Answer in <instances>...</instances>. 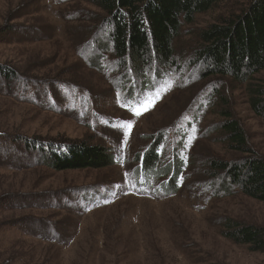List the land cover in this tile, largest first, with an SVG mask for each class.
<instances>
[{
  "label": "rangeland",
  "instance_id": "obj_1",
  "mask_svg": "<svg viewBox=\"0 0 264 264\" xmlns=\"http://www.w3.org/2000/svg\"><path fill=\"white\" fill-rule=\"evenodd\" d=\"M223 12L181 26L173 40L179 72L138 78L125 92L133 76H120L101 47L95 7L0 0V264H264V253L224 237L227 221L264 228V203L207 170L209 159L241 157L212 131L220 121L217 95L210 100L216 93L227 97L254 154L264 158V123L243 87L218 77L195 90L204 74L190 61L198 34ZM254 78L264 82V70ZM162 137L157 168L144 177L160 189L171 164L180 165L175 194L133 184L139 152ZM29 141L98 145L112 162L58 171Z\"/></svg>",
  "mask_w": 264,
  "mask_h": 264
},
{
  "label": "trees",
  "instance_id": "obj_2",
  "mask_svg": "<svg viewBox=\"0 0 264 264\" xmlns=\"http://www.w3.org/2000/svg\"><path fill=\"white\" fill-rule=\"evenodd\" d=\"M85 1L101 13L106 43L101 47L114 58L113 64L120 76L128 77L125 76L128 73L133 76L122 88L125 92L138 78L147 80L158 71L179 72L183 59L176 57L173 40L181 26L192 23L197 14L223 6L225 12L199 32L200 46L190 57L191 65L204 72L195 90L208 86L206 82L213 78H227L244 88L249 109L264 123V82L254 78L264 70V0ZM0 74L5 76V72ZM216 95L214 102L221 106L217 112L220 121L212 131L220 133L226 146L241 157L237 161L209 159L207 170L243 195L264 203V158L254 154L239 120L228 106L227 97L216 93L210 100H215ZM162 139L154 140L146 152H139L142 165L136 169L137 173L142 171L149 175L157 168L156 145ZM26 145L38 150L44 161L58 171L104 168L112 162V156L98 145L62 144L58 147L43 143V148L38 143ZM171 166L170 179L162 184L165 195L177 192L175 181L182 173L180 165ZM225 228L224 237L230 241L246 245L250 251L264 253L263 227L227 221Z\"/></svg>",
  "mask_w": 264,
  "mask_h": 264
},
{
  "label": "snow or ice",
  "instance_id": "obj_3",
  "mask_svg": "<svg viewBox=\"0 0 264 264\" xmlns=\"http://www.w3.org/2000/svg\"><path fill=\"white\" fill-rule=\"evenodd\" d=\"M136 114H137V115H140V113H139V112H137Z\"/></svg>",
  "mask_w": 264,
  "mask_h": 264
}]
</instances>
